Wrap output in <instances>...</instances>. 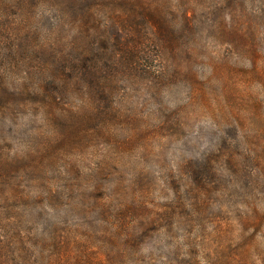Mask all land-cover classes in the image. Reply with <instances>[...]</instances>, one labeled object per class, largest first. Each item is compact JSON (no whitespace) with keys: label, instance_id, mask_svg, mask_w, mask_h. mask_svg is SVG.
<instances>
[{"label":"rangeland","instance_id":"1","mask_svg":"<svg viewBox=\"0 0 264 264\" xmlns=\"http://www.w3.org/2000/svg\"><path fill=\"white\" fill-rule=\"evenodd\" d=\"M33 2L0 0V264H264V0Z\"/></svg>","mask_w":264,"mask_h":264},{"label":"trees","instance_id":"2","mask_svg":"<svg viewBox=\"0 0 264 264\" xmlns=\"http://www.w3.org/2000/svg\"><path fill=\"white\" fill-rule=\"evenodd\" d=\"M33 1L34 0H7V4H4L3 7L1 8V12L3 14H5L7 12L8 8L12 7V8L17 9L19 13L25 14L26 12H29L32 9L37 7V5H35ZM79 1H84V0H79ZM95 1L97 4L93 7H91L90 9H86V11L82 14L81 20H79L80 23L82 24V26H87L90 24L93 26L98 25L100 22L99 18H101L102 15H104L105 17L114 18L115 16H117V14H128L130 5L124 6V8L122 10L117 12L116 10H114L112 8L106 9L103 7L105 4L101 3V2H105L106 0H95ZM128 3L130 4L129 1H128ZM101 11H103V12H101ZM129 23H130V20L127 21L128 25H129ZM130 25H131L130 26L131 29L128 32L122 31V29L118 30V47H119L120 51L122 50L124 58H122V56H114L115 58L110 61V64L112 65V67H116L113 69H120V70L125 69V68L131 69L135 64H137V62H134V59L137 55L140 54V47L138 46V44L141 43V41L143 39H142V35H141V30L139 29V27L136 26V23L131 21ZM101 27L102 26L100 24V29H101ZM155 39L157 40V38H155ZM155 39H154V42L156 43ZM162 41L165 43V46L169 42L166 40V38ZM163 46H160V48L162 50V54L164 52ZM84 55H85V57H87L88 52H84ZM84 61H86V63H87L86 64L87 72H84L83 74L78 73V76L79 77L84 76V78H83L84 83H86V81L89 77H90L89 81H91V82H94L93 79L98 80L96 82L97 86L95 85L96 83L89 84L92 87H90V88L86 87L87 90L85 93L87 99L92 104L98 105L100 103L99 97L101 94L111 95V93H109L110 91L106 87L102 88L101 81L99 80V78L101 77L100 74H103V69L101 67L100 62L96 59V57L92 58V60H91V62L93 64V68H90V66H88L89 59H86ZM106 65H107V63H106ZM81 67H83V65H81ZM107 67H108V65H107ZM59 68L60 67L56 63L52 68V69H54V73L52 75L50 74V77H51L50 83L43 82L40 85L39 90H32L31 91L29 88L26 87L25 89L19 90V92L21 94H23L24 92H27V93H30V94L35 95V96H40V95L46 96L48 89L51 87L50 85H52V84L56 85L57 89H60V87H63V88H67L68 90H70V92H72L73 88L78 86L77 80H75L73 83H68L66 80L63 79V77L58 76L57 72H58ZM80 69H82V68H80ZM28 91H30V92H28ZM55 98H56V96H53L51 98L53 102L56 100ZM6 200L10 201L9 198H7Z\"/></svg>","mask_w":264,"mask_h":264}]
</instances>
